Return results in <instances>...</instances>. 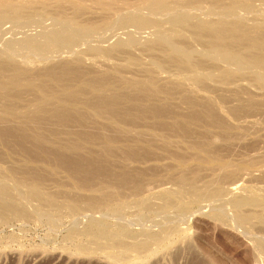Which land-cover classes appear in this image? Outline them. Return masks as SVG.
<instances>
[{
  "label": "rangeland",
  "instance_id": "rangeland-1",
  "mask_svg": "<svg viewBox=\"0 0 264 264\" xmlns=\"http://www.w3.org/2000/svg\"><path fill=\"white\" fill-rule=\"evenodd\" d=\"M35 1L48 12L26 7L21 23L0 22V81L10 80L14 64L25 71L12 90L0 88V264H264L257 244L264 240V70L216 67V54H205L190 28L170 22L171 12L187 13L192 24L219 19L217 0H171L182 9L158 16V29L116 22L132 13L122 7L144 0ZM220 3L237 8L239 29L264 23V0ZM75 5L84 7V22L112 26L76 35L69 50L10 49L61 27L74 34L60 10L72 15ZM161 33L193 49L202 67L184 70L181 55L147 48ZM131 37L138 43L123 46ZM75 59L82 72H110L121 82L116 92L146 100L117 104V118L94 106L89 90L59 101L62 89H45V72L64 62L78 70ZM29 182L41 185L40 196Z\"/></svg>",
  "mask_w": 264,
  "mask_h": 264
},
{
  "label": "bare ground",
  "instance_id": "bare-ground-1",
  "mask_svg": "<svg viewBox=\"0 0 264 264\" xmlns=\"http://www.w3.org/2000/svg\"><path fill=\"white\" fill-rule=\"evenodd\" d=\"M246 1H248V0H246ZM232 2H234V1H232ZM235 2H237V1H235ZM237 3H235V4H237ZM100 4L106 10H112V8H113L112 3H109V4L108 3H105V4L100 3ZM235 4H234V6H235ZM41 5L42 6H38L37 2L35 0H28V1H26V3H23L20 1H16V2L11 1L10 2L9 0H5V1L0 0V22H3V20H6V19H11V20H14V22L21 23L23 18H24L23 10L26 7H29V9L31 8L32 10L34 9L35 12H37L39 14L47 13L48 12L47 11L48 10L47 5H45V4H41ZM238 5H240V4L238 3ZM212 6L214 8L221 7L222 9H224L223 10L224 12L219 17V19L212 20V21L202 19V20L198 21L196 24H192L190 22L191 19L187 13H182L179 16H175V15H173V12L170 11L171 9H172V11H174L173 9H175V8L177 10L182 9V5L180 2H174L171 0H144L143 2L136 4V5H132L130 7H122L120 9L121 11L122 10L126 11L127 9H129L132 11V13H131V11H129L131 14L127 13V14L123 15L122 17L119 16V18L117 19L116 22H120V23H123L125 25L131 24V25H134L137 28H141V29L142 28H148V27H151V28L157 27V29H158V28H160L162 21H161V19H159L157 17L160 15L163 16V15L171 12L170 14L172 16L169 15L170 16V22L174 26H179V25L187 26L188 28L191 29L193 36L196 39H199L203 42V48H204L203 51L205 54L208 55V54H211L212 52L216 54V58L214 59V62H215L214 64L216 67H217V65H219V63L224 62L228 65H232V66L238 65L239 67H242V66L244 67L247 64L249 66H253V68H258V69L264 70V23L255 22L253 25L248 24L249 27L252 26L251 28L248 27L249 28V30H248L246 28L247 25L243 21L244 22L243 26L246 25L245 28L247 29V31H245L246 29H244V31H241L242 35L240 34V36H239L238 35L240 33L239 31L243 26L239 29V23H237L235 21V20L239 21L238 18H234V17H237V16H235L237 8L235 9L234 7H231L229 5L223 6V4L220 3V0H217ZM236 7H238V6H236ZM83 11H84V7L81 5H75L74 12L72 15L66 14L63 9L60 10V15L63 16L65 22H68L70 24L75 25L74 34H69L66 31L65 27H61L59 29H55V30H52L50 32L49 31L44 32L43 34L40 35V39L26 38L22 41L9 42L8 44L10 46V49L11 48L13 49L15 45H18L19 47L27 49L30 53L35 54V55L43 54V53L46 54L48 52L52 53L53 50L57 51L56 49H59V48H64V49L69 48L70 49L76 45V41H77V39L75 37L76 35L86 36L88 38H91L92 36L97 34L99 29H108L112 26L111 24H113V22H110L109 19H103L99 22H94V21L84 22L81 18V17H83L82 16ZM125 11L124 12L122 11V12L125 13ZM142 11L143 12L147 11L146 13H148L147 14L148 16L146 15V13L142 14ZM213 12L215 13L214 10H213ZM25 13H26V11H25ZM210 13H212V11ZM167 16H168V14H167ZM231 17H233L234 20ZM238 29H239V31H238ZM244 36L245 37L248 36V39H245V38L243 39ZM239 37L240 38L242 37V39L244 41L246 40L245 43L247 44V46L244 49H243L244 44H243V47L241 46L242 49L239 46V44L241 45V43L244 42L242 40L243 42L239 43L241 41V39ZM137 43L138 42H137V40H135V37H133V38L131 37L127 41V43H125L124 45L120 44L119 46H121V47L127 46V45L131 46V45H135ZM157 44L161 45L160 47L163 50H168V51L170 50L174 54L172 56V58L174 57L175 60L179 59L178 56L176 59L175 55H178V54L181 55L183 58V63H184L181 65L184 68V70H185V68L187 69V71H189L190 68L194 70L196 68L202 67L201 64H200L201 66H199V63H195L193 61V57L195 55L194 50L191 48H188L187 46H186V48H182V47L178 46L177 42L174 40V38L172 36L170 37L166 34L164 35V33H161L160 36L157 38V41L155 43L148 44L147 48L152 50V47L156 48L155 45H157ZM9 53H11V52L9 51ZM9 55L11 56V54H9ZM12 55H13V52H12ZM0 57H1V55H0ZM13 57H14V55H13ZM9 60H11V58ZM77 60H79V59H75L74 61H77ZM158 60L159 59L155 57V60L153 61L154 64H156L158 67L163 66V64ZM77 62H79V64L75 62L76 66L78 64L79 68H80V61H77ZM11 63H13V62L11 61ZM64 63L62 64V67H61V64H60V67L58 65L57 66L56 65L50 66L48 68L47 72H45L46 75L43 78L45 89L51 88L53 90V88H55V87L57 88L58 86L62 89L61 92L63 93V96L60 97L61 99L59 98V96L55 95V96H57V99L59 101H62V100L67 101L68 99H65V97L67 95L74 97V96H77L78 93H80V92H85V91L89 90L91 92L89 94V99L94 102L93 103L94 106H96V105L99 106L101 111H103L104 109L113 110V111H111L112 112L111 115L113 117L117 118V116L115 115L116 110L113 109V108H115L114 106H117V104L121 105L122 103L129 102L130 99L132 100L131 103L134 100H135V102H133V103H136V99L137 100L139 99L138 97H140V100L143 98V96L141 97L140 93H139L140 94L139 96L136 95L137 96L136 98H135L134 94L131 93L130 95H133L135 98V99L133 98L134 99L133 100L132 96L131 97L127 96L126 94H124L125 92L122 93L123 91L121 92V90H119L120 92L119 91L116 92L117 89L114 90V88H115V86H118V84L121 82L118 83L117 81H119V80H117L113 77H110L109 76L110 72L108 74H102L101 73V75H100V73H99V75H97V73H93V74H96V75H93L92 73L90 74L89 71L88 72H82L83 70L81 67L80 70H79V68H77L81 72L80 73L78 70H76V68L73 67L74 65L71 66V63H68V62L65 64ZM196 64H198L199 67ZM247 65H246V68H247ZM1 67H2V71H3L4 70L3 67H5V66H1ZM13 67L14 68L12 70L10 69L11 71L14 72V73H12L10 80L8 82H1L0 81V88H2V89L8 88V89L12 90V88L16 87L20 83V76L23 75V73L25 71L15 64L13 65ZM8 69L9 68H7V70ZM239 69H241V68H239ZM95 70H97V69H95ZM190 71H192V70H190ZM116 72H117V70H116ZM28 81L31 83L30 80H28ZM151 81H152L151 82L152 85L150 84V87H153V85H155L154 84L155 80L151 79ZM127 82H129V81H127ZM130 83L132 84V82H130ZM122 84H124V83H122ZM125 84H127V83H125ZM133 84H135V82H133ZM138 84H142V83L138 81ZM120 85H119V87H120ZM146 87H149V85L147 86V84L146 85L143 84L140 86V88H141L140 90H148ZM122 88H123V86H122ZM132 88L134 89L135 87H132ZM132 88H131V90H133ZM111 89L114 91H111ZM150 89L152 90V88H150ZM109 90L111 92H114V93L107 94V92ZM140 90H136V91L140 92ZM157 90L158 89L156 88L155 92H157ZM48 96L51 97V94ZM90 96H92V98H90ZM143 99L141 100L142 102L144 101ZM145 100H146V98H145ZM141 101H139L137 103H140ZM105 115H108V114L105 113ZM105 142L111 143L113 141H109V140L107 141L106 140ZM186 180H184V181H186ZM190 181H192V180H190ZM186 183H188V182H186ZM191 183L193 184L194 182H191ZM20 184H22V183L20 182ZM27 185H30L29 188H32V195H36V196L41 195L40 190H38V189H41L40 188L41 185H39L38 183H36V185H34L33 183H30V182ZM192 186H194V184ZM194 187H196V186H194ZM2 190H3L2 191L3 193L7 192L4 189H2ZM216 190H218V189H216ZM71 205H72V208L76 207V206H73L74 205L73 203ZM237 205H242V204H239V201H238ZM239 207H238V209H239ZM73 209H76V208H73ZM239 215H238V218H239ZM241 217H242V213L240 215V218ZM242 220H244V218H241V222H242ZM247 220H248V218H247ZM261 235H264V234L262 233V234H260V236ZM149 238H151V237H149ZM260 238H262V240H263V237H260ZM258 240H257L258 243L257 242L256 243L258 245H260L259 248L264 249V240L260 241L261 239H259V238H258Z\"/></svg>",
  "mask_w": 264,
  "mask_h": 264
}]
</instances>
